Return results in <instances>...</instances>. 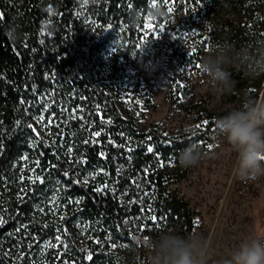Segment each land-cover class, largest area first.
Returning a JSON list of instances; mask_svg holds the SVG:
<instances>
[{
    "label": "trees",
    "instance_id": "obj_1",
    "mask_svg": "<svg viewBox=\"0 0 264 264\" xmlns=\"http://www.w3.org/2000/svg\"><path fill=\"white\" fill-rule=\"evenodd\" d=\"M152 2L0 0V264H144L129 247L155 236L159 221L194 226L168 167L189 144L220 141L215 116L192 133L139 129L117 92L128 78L139 88L134 54ZM180 6L182 27L202 25L195 48H175L170 78L181 63L201 65L207 46L264 51L263 0ZM230 71L233 90L257 100L264 74Z\"/></svg>",
    "mask_w": 264,
    "mask_h": 264
},
{
    "label": "rangeland",
    "instance_id": "obj_2",
    "mask_svg": "<svg viewBox=\"0 0 264 264\" xmlns=\"http://www.w3.org/2000/svg\"><path fill=\"white\" fill-rule=\"evenodd\" d=\"M158 5L162 6V14L155 16L152 10ZM184 19L180 0L165 3L153 0L152 9L143 16L138 50L134 54L136 64H141L139 88L135 90L133 78L121 81L117 87L123 113L133 118L139 129L157 124L165 133L198 131L208 121L207 113L214 115V120L240 107L245 100L240 92L232 90L216 101L199 64L181 63V76L177 80L170 78L175 48H195L199 42L193 28L200 27L202 20L194 18L192 25L184 23L182 27ZM114 36L118 44L120 32L115 31ZM210 47L207 46L203 57ZM111 50L110 44L105 56ZM260 99H264V82L258 93L257 100ZM34 128L41 133L37 124ZM198 145L207 155L197 166L186 169L171 162L168 167V188L189 202L195 224L191 226L176 217L169 225L159 221L155 235L169 228L182 236L199 233L211 244L206 264H223L245 239L264 238V176L255 181H240L234 173L236 154L226 143ZM76 229L73 227L78 232Z\"/></svg>",
    "mask_w": 264,
    "mask_h": 264
},
{
    "label": "clouds",
    "instance_id": "obj_3",
    "mask_svg": "<svg viewBox=\"0 0 264 264\" xmlns=\"http://www.w3.org/2000/svg\"><path fill=\"white\" fill-rule=\"evenodd\" d=\"M152 12L155 16L161 15L162 6L158 5ZM230 69L243 72L246 78L259 77L264 74V51L236 50L229 44L209 48L199 71L206 77L208 89L216 101L234 88ZM214 129L217 139L236 154L234 173L237 179L248 182L264 176V99L245 98L240 107L217 117ZM206 155L199 145L189 144L179 153L178 164L192 168ZM210 248L207 238L199 233L182 236L169 228L160 230L155 236L141 235L139 247L134 241L129 251L133 255L144 252V264H206ZM223 264H264V238L245 239Z\"/></svg>",
    "mask_w": 264,
    "mask_h": 264
},
{
    "label": "snow or ice",
    "instance_id": "obj_4",
    "mask_svg": "<svg viewBox=\"0 0 264 264\" xmlns=\"http://www.w3.org/2000/svg\"><path fill=\"white\" fill-rule=\"evenodd\" d=\"M149 150H151V149H149ZM153 219H156L155 217H153ZM89 259H91V257H89Z\"/></svg>",
    "mask_w": 264,
    "mask_h": 264
},
{
    "label": "water",
    "instance_id": "obj_5",
    "mask_svg": "<svg viewBox=\"0 0 264 264\" xmlns=\"http://www.w3.org/2000/svg\"><path fill=\"white\" fill-rule=\"evenodd\" d=\"M264 1V0H263Z\"/></svg>",
    "mask_w": 264,
    "mask_h": 264
}]
</instances>
